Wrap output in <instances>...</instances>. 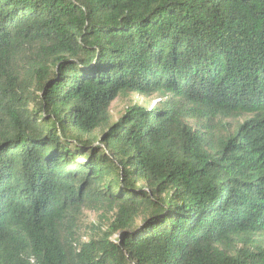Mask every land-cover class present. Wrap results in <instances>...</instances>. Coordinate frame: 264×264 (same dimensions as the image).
I'll return each instance as SVG.
<instances>
[{
	"label": "trees",
	"instance_id": "trees-1",
	"mask_svg": "<svg viewBox=\"0 0 264 264\" xmlns=\"http://www.w3.org/2000/svg\"><path fill=\"white\" fill-rule=\"evenodd\" d=\"M0 264H264V0H0Z\"/></svg>",
	"mask_w": 264,
	"mask_h": 264
},
{
	"label": "rangeland",
	"instance_id": "rangeland-1",
	"mask_svg": "<svg viewBox=\"0 0 264 264\" xmlns=\"http://www.w3.org/2000/svg\"><path fill=\"white\" fill-rule=\"evenodd\" d=\"M166 96L161 94H155L150 97L141 96L138 94H129L126 96H120L117 98L111 106V114L113 120L119 119L126 110L133 105H140L150 109L156 108L161 102H165ZM102 213L95 210H84V214L81 218L79 237L82 240H87L90 238L99 227L106 230L108 226L109 217L105 220L101 218Z\"/></svg>",
	"mask_w": 264,
	"mask_h": 264
}]
</instances>
